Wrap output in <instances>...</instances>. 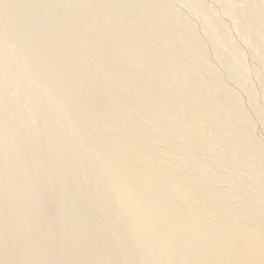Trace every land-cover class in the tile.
I'll use <instances>...</instances> for the list:
<instances>
[{
  "label": "bare ground",
  "instance_id": "bare-ground-1",
  "mask_svg": "<svg viewBox=\"0 0 264 264\" xmlns=\"http://www.w3.org/2000/svg\"><path fill=\"white\" fill-rule=\"evenodd\" d=\"M0 264H264V0H0Z\"/></svg>",
  "mask_w": 264,
  "mask_h": 264
}]
</instances>
